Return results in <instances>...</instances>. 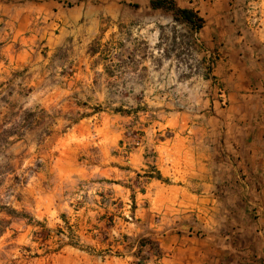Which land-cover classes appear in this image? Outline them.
<instances>
[{"label":"rangeland","instance_id":"obj_1","mask_svg":"<svg viewBox=\"0 0 264 264\" xmlns=\"http://www.w3.org/2000/svg\"><path fill=\"white\" fill-rule=\"evenodd\" d=\"M105 1L0 0V264H138L140 238L155 243L143 264L161 261L127 231L148 182H168L146 137L205 119L235 133L216 124L222 87L197 32ZM238 251L224 264H249Z\"/></svg>","mask_w":264,"mask_h":264},{"label":"crops","instance_id":"obj_2","mask_svg":"<svg viewBox=\"0 0 264 264\" xmlns=\"http://www.w3.org/2000/svg\"><path fill=\"white\" fill-rule=\"evenodd\" d=\"M127 1L152 9L151 0ZM172 1L204 19L196 39L216 60L224 104L216 124L235 133L209 132L205 119L159 143L147 136L149 163L168 182H148L128 234L151 236L166 253L150 264H224L226 254L235 262L241 246L249 264H264L250 260L264 257V0Z\"/></svg>","mask_w":264,"mask_h":264},{"label":"trees","instance_id":"obj_3","mask_svg":"<svg viewBox=\"0 0 264 264\" xmlns=\"http://www.w3.org/2000/svg\"><path fill=\"white\" fill-rule=\"evenodd\" d=\"M150 6L153 10H161L163 12H170L174 14L176 19L182 20L196 32H198L204 25V19L201 18L194 10L180 8L172 0H151ZM158 175L160 178L162 177L160 174ZM126 238L128 237L126 236ZM138 242L139 252L136 254L140 258L138 260V264H143L145 262V258L141 255L142 248L145 246L154 247L155 243L150 238H140Z\"/></svg>","mask_w":264,"mask_h":264}]
</instances>
